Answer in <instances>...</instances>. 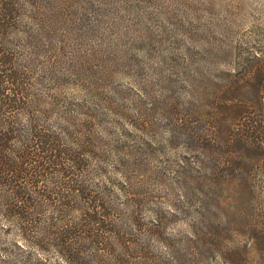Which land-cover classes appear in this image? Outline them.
Wrapping results in <instances>:
<instances>
[{"label":"rangeland","instance_id":"rangeland-1","mask_svg":"<svg viewBox=\"0 0 264 264\" xmlns=\"http://www.w3.org/2000/svg\"><path fill=\"white\" fill-rule=\"evenodd\" d=\"M35 2L33 64L90 148L93 183L115 195L95 264H222L197 239L242 223L223 204L224 139L232 104L239 121L264 112V89L246 87L264 71V0ZM249 198L264 214V193ZM8 247L1 236L0 264H58Z\"/></svg>","mask_w":264,"mask_h":264},{"label":"trees","instance_id":"trees-1","mask_svg":"<svg viewBox=\"0 0 264 264\" xmlns=\"http://www.w3.org/2000/svg\"><path fill=\"white\" fill-rule=\"evenodd\" d=\"M35 1L0 0V237L9 243L4 251L10 258L95 264L103 229L116 226L115 216L106 213L114 206L108 196L114 201L115 195L93 183L90 148L33 64L37 42L29 15ZM246 87L264 89V71L258 83L249 79ZM231 113L236 123L224 142L232 173L220 186L229 194L223 204L229 213H239L242 223L230 216L228 227L216 232L205 225L197 240L222 264H264V214L247 213L255 204L249 195L264 193V112H249L239 121L232 104ZM238 234L242 246L234 241Z\"/></svg>","mask_w":264,"mask_h":264}]
</instances>
